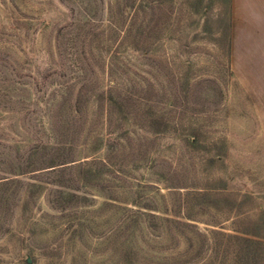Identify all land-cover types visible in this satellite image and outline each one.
Here are the masks:
<instances>
[{"label":"rangeland","instance_id":"1","mask_svg":"<svg viewBox=\"0 0 264 264\" xmlns=\"http://www.w3.org/2000/svg\"><path fill=\"white\" fill-rule=\"evenodd\" d=\"M228 31L229 0H0V264H264Z\"/></svg>","mask_w":264,"mask_h":264},{"label":"crops","instance_id":"2","mask_svg":"<svg viewBox=\"0 0 264 264\" xmlns=\"http://www.w3.org/2000/svg\"><path fill=\"white\" fill-rule=\"evenodd\" d=\"M228 37L232 74L264 107V0H229Z\"/></svg>","mask_w":264,"mask_h":264}]
</instances>
